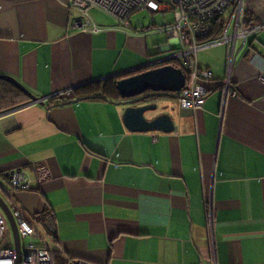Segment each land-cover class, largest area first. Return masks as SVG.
Segmentation results:
<instances>
[{"label": "crops", "instance_id": "0c3cea01", "mask_svg": "<svg viewBox=\"0 0 264 264\" xmlns=\"http://www.w3.org/2000/svg\"><path fill=\"white\" fill-rule=\"evenodd\" d=\"M68 2L0 0V76L44 100L0 113V182L19 169L33 179L38 164L48 173L11 202L38 232L50 221L48 246L71 259L264 264V0H243L263 27L234 42L232 61L225 44L197 54L213 77L201 108L162 98L174 107L170 133L129 131L119 95L88 91L147 70L134 72L164 56L165 35L98 9L89 12L98 30L78 29Z\"/></svg>", "mask_w": 264, "mask_h": 264}, {"label": "built area", "instance_id": "2783aa9c", "mask_svg": "<svg viewBox=\"0 0 264 264\" xmlns=\"http://www.w3.org/2000/svg\"><path fill=\"white\" fill-rule=\"evenodd\" d=\"M69 8L76 10L78 16L72 24L78 29L98 28L92 23L89 12L92 9L114 18L120 27H128L129 17L139 11L150 13H173L171 22L164 21L157 25L156 31L163 33L169 42V55L177 59L176 68L185 75L184 85L179 93V105L183 109L197 110L204 105L208 95L207 83L213 80L212 73L198 66L197 54L207 48L225 44L230 50V61L233 59L234 42L237 39L246 43V39L258 32L263 26L256 24L253 27L243 26V0H69ZM223 20V33L217 38H209L213 33L214 23ZM232 28V33L229 30ZM262 62L260 80L264 82V58L256 56ZM222 87H229V81H223ZM234 95V92H231ZM35 178L24 175L21 171L4 172L7 182V192L29 191L33 182L41 184L47 178L46 168L38 164L34 167ZM10 211L16 221L22 259L20 264H56L51 250L44 240L41 244L33 242L41 238L35 228L28 222L21 210L13 203ZM49 232H54L51 222L46 223ZM8 223L0 211V264H14L13 247L2 246L6 238ZM42 239V238H41ZM212 262L211 264H213ZM65 264H92L79 259H72Z\"/></svg>", "mask_w": 264, "mask_h": 264}, {"label": "water", "instance_id": "95a60500", "mask_svg": "<svg viewBox=\"0 0 264 264\" xmlns=\"http://www.w3.org/2000/svg\"><path fill=\"white\" fill-rule=\"evenodd\" d=\"M249 50H247L246 54ZM147 67L137 68L138 70ZM0 80L16 85L30 99V103L43 104L44 100L35 97L16 80L0 76ZM185 81L183 71L173 65H163L161 67L147 69L144 72L131 75L116 81V90L123 108V122L126 128L132 132H153L160 131L170 133L175 131L176 125L172 118L174 107L164 104L162 98L170 92L172 97L177 95ZM171 97V96H170ZM89 97H82L71 100L68 103L77 102ZM148 114L152 117L148 118ZM21 171V169L17 170ZM10 195L7 192V185L0 182V211L6 218L13 238L14 264H20L22 259L21 245L16 221L7 205ZM65 264V258L63 263Z\"/></svg>", "mask_w": 264, "mask_h": 264}, {"label": "trees", "instance_id": "16d2710c", "mask_svg": "<svg viewBox=\"0 0 264 264\" xmlns=\"http://www.w3.org/2000/svg\"><path fill=\"white\" fill-rule=\"evenodd\" d=\"M243 14H244L243 15V26L245 28H250V27H253L254 25H256L255 20L250 13L244 11ZM259 25H261V24H259ZM222 33H223V20H218L214 23L213 33L209 36V38H217V37L221 36ZM172 64H174V63H172ZM88 91H89V93H91V95H93L92 99H100V95L98 96V93L101 94L102 96H105V97L111 99V100L112 99L115 100L118 98V93L116 90V82L114 79H107V80H103L102 82H98V83L94 84L93 87ZM209 92H210V89H208V93ZM29 101H30V99L19 88H17L16 86H14L8 82L0 80V113H3V112L8 111L10 109L24 105V104L28 103ZM57 102H58V100L51 98V99L47 100V106H56L58 104ZM45 212L46 211H44L43 212L44 214H42V215H45ZM42 221L48 222L47 220H45V218H43ZM45 227L49 233L50 241L54 245L56 243L55 236H53V237L50 236V235H53L54 232L50 233L46 224H45ZM36 232H38V231L36 230ZM38 234L40 235L39 232H38ZM41 238H38L39 241H41V243H42V241L44 240L45 244L50 249L46 240L43 239L42 236H41ZM35 243L37 245L41 244V243H37V242H35ZM53 245H52V247H53ZM50 250L52 252V255H53V258H54V261L56 264H62L64 258H65V262L72 260L71 258H67L63 255H59V251L55 248L50 249Z\"/></svg>", "mask_w": 264, "mask_h": 264}, {"label": "rangeland", "instance_id": "374dc122", "mask_svg": "<svg viewBox=\"0 0 264 264\" xmlns=\"http://www.w3.org/2000/svg\"><path fill=\"white\" fill-rule=\"evenodd\" d=\"M131 21L132 24L135 25L134 23H137V26H140L141 28H146L148 25L151 24H155V27L157 25H161L163 24L164 21H168L171 22L173 20V13L172 12H166V13H156V14H150L148 11L144 10V11H139L136 12L134 14L131 15ZM156 32V28H153L152 30H148V31H142V34L145 36H148L151 33H155ZM232 33V28L229 30V34ZM2 183L5 185V182L2 181ZM17 191H11L10 192V196ZM7 202H9V200H7ZM38 225V230L39 233H41L40 235H42L43 239L46 240L47 243L50 244V246H52V243L50 241V237H49V233L45 227V225L39 221H37ZM7 241L6 244L4 243V239L1 246H6V247H13V238H12V234L10 231V228L8 226L7 229ZM33 242H39V239H34Z\"/></svg>", "mask_w": 264, "mask_h": 264}, {"label": "bare ground", "instance_id": "6f19581e", "mask_svg": "<svg viewBox=\"0 0 264 264\" xmlns=\"http://www.w3.org/2000/svg\"><path fill=\"white\" fill-rule=\"evenodd\" d=\"M170 48H172V47L170 46L169 42L166 41L165 44L161 48V51L164 52V56H162L161 58H158L156 60H153L152 62H148L147 64H145V67H147L148 69H151V68H156L158 66H163V65H173L172 63L175 64V62L177 61V59H175V57L172 56V55H168V52H169ZM179 93L177 95L180 98ZM179 98H178V100H179ZM11 204H12V202H11V200H9V202H7V205L9 207V209H10V205ZM4 239H5V237H4Z\"/></svg>", "mask_w": 264, "mask_h": 264}]
</instances>
